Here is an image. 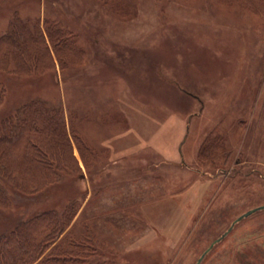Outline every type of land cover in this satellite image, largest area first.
<instances>
[{"label": "rangeland", "instance_id": "374dc122", "mask_svg": "<svg viewBox=\"0 0 264 264\" xmlns=\"http://www.w3.org/2000/svg\"><path fill=\"white\" fill-rule=\"evenodd\" d=\"M15 17L53 69L0 72V121L38 99L66 138L38 190L4 184L0 237L64 220L31 264H195L264 205V0H1L0 34ZM198 264H264V210Z\"/></svg>", "mask_w": 264, "mask_h": 264}, {"label": "trees", "instance_id": "16d2710c", "mask_svg": "<svg viewBox=\"0 0 264 264\" xmlns=\"http://www.w3.org/2000/svg\"><path fill=\"white\" fill-rule=\"evenodd\" d=\"M52 62V49L36 22L30 27L28 21L15 17L0 34V72L30 76L53 69ZM3 95L2 89L0 104ZM56 117L54 110L36 99L19 107L14 118L0 121V206L9 201L5 183L22 192L38 190L45 176L54 174V165L62 168L58 162L65 158L55 148L66 145V138ZM58 219L46 211L0 237V264L35 262L44 252L43 245L64 230V220Z\"/></svg>", "mask_w": 264, "mask_h": 264}, {"label": "water", "instance_id": "95a60500", "mask_svg": "<svg viewBox=\"0 0 264 264\" xmlns=\"http://www.w3.org/2000/svg\"><path fill=\"white\" fill-rule=\"evenodd\" d=\"M259 210H264V205L256 207V208H253L251 210H248L247 212H245L242 215H240L239 217H237L232 222V224L229 226V228L226 230V232H224L219 238H217L216 240H214V242H212L210 244V246L205 250V252L200 256V258L197 260V262L195 264H198L201 261V259L204 257V255L212 248V246L214 244L218 243L219 241H221L231 231V229L233 228V226L237 222L241 221L243 218L248 217L249 215H251V214H253V213H255L256 211H259Z\"/></svg>", "mask_w": 264, "mask_h": 264}]
</instances>
